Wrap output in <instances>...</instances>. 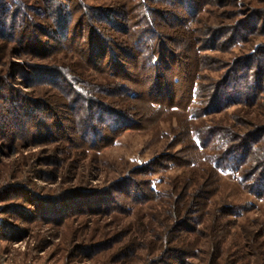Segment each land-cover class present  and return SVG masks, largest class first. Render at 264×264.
Here are the masks:
<instances>
[{
    "label": "rangeland",
    "instance_id": "374dc122",
    "mask_svg": "<svg viewBox=\"0 0 264 264\" xmlns=\"http://www.w3.org/2000/svg\"><path fill=\"white\" fill-rule=\"evenodd\" d=\"M188 1L0 0V264H264V0Z\"/></svg>",
    "mask_w": 264,
    "mask_h": 264
},
{
    "label": "trees",
    "instance_id": "16d2710c",
    "mask_svg": "<svg viewBox=\"0 0 264 264\" xmlns=\"http://www.w3.org/2000/svg\"><path fill=\"white\" fill-rule=\"evenodd\" d=\"M12 2V0H9ZM180 4L182 3L183 5H188L190 4L188 0H177ZM6 2H3L1 3V8H0V12L7 8V6L5 5ZM62 4H59L58 8H60ZM190 6V5H189ZM66 14H61L60 12L58 13V21H57V35H61L62 37H65V34L68 32V29H67V23L66 20ZM2 25V28L4 27V22H1L0 20V26ZM4 30V29H3ZM49 31V30H48ZM50 36L51 32H47ZM1 35H3L2 33H0ZM55 35V34H54ZM5 36V35H3ZM94 33L93 35L91 36V39H90V43H91V46H90V59L93 60L92 58H94V54L96 53V43H94ZM238 37V36H237ZM242 37H240V40ZM235 40V43L239 42L238 39H236V36H234L233 38ZM22 41L28 45L29 49L31 48L32 51L36 54H45V52L48 50V46L47 43H42V41H40L39 37L33 32L32 33H29V34H23V37H22ZM102 47V45H101ZM100 47V48H101ZM106 46H104V48H102V51L105 49ZM112 58L118 66H119V58L117 55H115L113 52H112ZM155 58V55L152 56L151 53H147L146 55V65H149L150 62L154 61L155 60L153 59ZM157 58V57H156ZM158 59V58H157ZM156 59V60H157ZM159 60V59H158ZM157 64V63H156ZM117 65L114 66V68L116 67L117 68ZM155 65V64H154ZM120 69V68H118ZM260 74H264V70H261L260 71ZM156 78V82L157 81H161L162 80V76L161 74H157L155 76ZM238 80H240L239 82H244L245 83H248V76H247V73H244L243 75H240L238 76ZM262 81L260 79V76L259 78H257L251 85L248 84V86L245 88H243L246 92L245 94L247 95L248 97V94L250 93V97H254L255 95H257V93H260L262 92V90H264V87H263V84H262ZM241 86H238L237 83L234 84V89H233V92L232 93H220L219 89L218 92L219 93H216L215 94V98H214V103L216 106H225L229 100H234L236 102H245V98L243 100V98L241 97V92L244 91V90H241L240 88ZM240 88V89H239ZM249 91V92H248ZM249 98V97H248ZM210 105V104H209ZM229 105V104H228ZM226 105V106H228ZM212 107V105L207 108L205 111L208 112L210 111V108ZM124 119V117H123ZM127 119L124 121L125 124H127ZM121 123V122H120ZM214 136H208L207 138V144L209 143H212L211 139L213 138ZM248 137H249V140L248 139H243L242 141H244V143L242 142L241 145H237V146H234L231 144V147L228 151H226L225 153V158L223 159H220V160H217V163H218V167L222 166L224 167L225 169L227 170H234V171H240V169H244L245 166H247V164H252V163H255V165L258 166L259 170H258V174H256V178L253 180V186H254V191L255 194L257 196H264V138L262 137V133L258 132V133H255V134H248ZM219 139H222L220 136H219ZM241 140V139H240ZM228 139L226 138V141L224 142V144H227L229 142H227ZM255 144H257V146H261V148H256L255 150L253 149ZM253 153L255 154V157L252 156ZM259 155V156H257Z\"/></svg>",
    "mask_w": 264,
    "mask_h": 264
}]
</instances>
